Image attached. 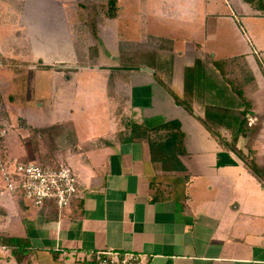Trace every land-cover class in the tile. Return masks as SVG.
Listing matches in <instances>:
<instances>
[{"label": "crops", "instance_id": "crops-1", "mask_svg": "<svg viewBox=\"0 0 264 264\" xmlns=\"http://www.w3.org/2000/svg\"><path fill=\"white\" fill-rule=\"evenodd\" d=\"M239 5L242 14L264 16L244 0ZM151 37L150 45L168 47L166 74L155 61L119 65L114 55L96 69L107 66L111 74L121 72V79L126 74L121 92L68 94L73 107L66 114L46 113L52 118L42 126H56L53 145L31 162L66 163L76 170L81 185L69 208L59 212L53 202L35 206L4 192L0 173V221L5 216L0 252L9 256L3 260L0 253V264L13 255L9 247L10 253L1 248L4 237L22 242L18 253L47 252L64 264H94V253L105 250L139 253L145 264H264V186L202 121L207 106L240 111L244 103L211 60L215 55L195 48L200 39L179 49L171 34L154 31ZM237 40L232 35L226 42ZM243 54L225 60L244 57L253 75L254 86L245 93L252 111L263 117L253 149L264 164V71L256 58ZM67 63L76 69V61ZM80 68L86 67L78 65L73 76ZM62 99L57 98V107ZM53 101L46 100L47 106ZM171 121H178L183 132L177 169H165L152 157V142L167 139L164 125ZM246 143L241 136L237 147ZM214 207H221L219 214Z\"/></svg>", "mask_w": 264, "mask_h": 264}, {"label": "rangeland", "instance_id": "rangeland-1", "mask_svg": "<svg viewBox=\"0 0 264 264\" xmlns=\"http://www.w3.org/2000/svg\"><path fill=\"white\" fill-rule=\"evenodd\" d=\"M236 1L116 0L112 6L109 0H0V166L39 160L43 150L52 147L56 126L42 124L52 118L47 114H66L73 107L66 95L121 92L126 74L121 79V72L111 74L107 66L96 69L114 55L119 57V65L155 61L166 74L170 53L166 44L150 45L155 41L151 39L154 31L171 34L170 41L179 49L187 40L200 39L195 48L207 50L212 58L215 55L211 60L225 72L223 61L243 52L256 58L264 71V16L240 13ZM232 35L239 42L227 43ZM230 46L236 50L230 51ZM67 61L86 68L73 76L77 66L72 63L76 69L69 68ZM234 62L244 65L245 61L238 58ZM241 64L233 65L228 73L236 86L245 83L239 76L245 78L249 72ZM46 65L50 67L44 68ZM51 97L54 101L48 107L46 100ZM59 97L63 99L57 107ZM216 128L230 136L229 129ZM243 150L247 152L246 145ZM4 192L8 193L5 188ZM223 193L219 194L225 196ZM216 208L219 214L221 207ZM4 217L2 214L1 223ZM235 218L239 220V216ZM6 248L3 250L10 253ZM1 254L3 260L9 257ZM65 262L54 261L47 252L29 250L13 254L4 264Z\"/></svg>", "mask_w": 264, "mask_h": 264}, {"label": "trees", "instance_id": "trees-1", "mask_svg": "<svg viewBox=\"0 0 264 264\" xmlns=\"http://www.w3.org/2000/svg\"><path fill=\"white\" fill-rule=\"evenodd\" d=\"M244 1L253 4V6H255L259 10H264V2L262 0ZM109 4L113 6L114 4H116V0H109ZM240 58L244 60V57ZM234 61L235 59L223 61L225 67H227L226 72L216 64L215 65L221 71L222 75L225 77V80L231 84L233 90L241 98L244 103V108L237 112L236 110L232 109L207 106L202 121L221 145L233 151L244 160L248 170L252 172L264 186V164H261L258 161L259 154L255 149H253V142L255 141L257 135L261 132L263 117L256 115L252 111V101L245 93L246 87L254 86V79L251 71L246 65V62H244L243 65L240 62ZM238 64L247 67L249 71L246 72L245 78L239 76L241 81H243V79L245 80V83L241 84L240 86H236V81L232 80V78H230L228 75V73L233 70V65L237 66ZM43 67L49 68L50 66L46 65ZM177 102L183 104L190 112H194L193 108L188 102L181 101L179 99H177ZM252 117H256V119L252 124H249V119ZM219 126L224 128H231L233 132L230 134V136L227 137L223 135L218 128H216ZM164 128L169 130L167 139L160 142H152V157L155 161H162L165 169H175V167L177 169L179 166L182 167L180 161L178 160V155L184 152L183 132L181 131V126L178 121L168 122L164 125ZM241 136L247 138V152L237 147V141ZM2 244L9 247L12 254L18 253L20 249L19 247L23 246L22 242L18 239L6 237L3 238ZM16 247H18L19 249ZM8 258L9 257H7V259Z\"/></svg>", "mask_w": 264, "mask_h": 264}, {"label": "built area", "instance_id": "built-area-1", "mask_svg": "<svg viewBox=\"0 0 264 264\" xmlns=\"http://www.w3.org/2000/svg\"><path fill=\"white\" fill-rule=\"evenodd\" d=\"M253 122L254 119L250 118L249 124ZM0 169L7 192L20 191L35 206L53 202L59 212L72 205L81 185L76 170L66 163L17 162L13 165L1 164ZM1 248L7 249L6 246ZM141 256L135 252L105 250L94 253L93 262L94 264H145Z\"/></svg>", "mask_w": 264, "mask_h": 264}]
</instances>
